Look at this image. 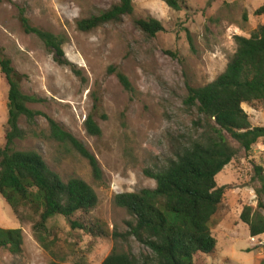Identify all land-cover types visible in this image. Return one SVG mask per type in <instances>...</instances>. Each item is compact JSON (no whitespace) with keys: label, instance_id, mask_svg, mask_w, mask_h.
Instances as JSON below:
<instances>
[{"label":"rangeland","instance_id":"obj_1","mask_svg":"<svg viewBox=\"0 0 264 264\" xmlns=\"http://www.w3.org/2000/svg\"><path fill=\"white\" fill-rule=\"evenodd\" d=\"M117 0H0V59L10 60L22 91L41 100L29 108L40 114L34 129L46 132L48 119L80 140L95 156L102 178H93L89 163L66 153L43 137L15 142L18 150H36L48 167L67 182L80 178L98 197L97 207L75 220L103 236L72 230L63 217L48 224L50 251L33 231V223L19 220L0 196V228L20 229L22 253L0 249V264H50L54 256L67 264H102L116 249L135 257L149 251L135 239H124L130 217L114 203L123 193L154 189L150 173L165 170L184 149L203 140L210 128L186 103L187 87H204L227 68L237 50L235 38L249 37L264 16H256L264 0H179L181 10L165 0H133L136 19L153 18L164 30L153 38L139 32L125 18L91 33L78 30V21L110 8ZM31 27L67 38L64 57L57 58L33 34ZM58 61L62 62L60 64ZM125 75L133 92H126L117 79ZM9 86L0 70V148L5 146ZM252 127H264V109L243 104ZM92 116L101 128L91 136L85 121ZM21 126L27 128L21 120ZM236 157L216 177L218 187H227L222 205L213 218L215 253L195 256L196 264H261L264 236L252 243L241 221L245 206L257 207L259 187L256 167H264V140ZM105 233V234H104Z\"/></svg>","mask_w":264,"mask_h":264},{"label":"trees","instance_id":"obj_2","mask_svg":"<svg viewBox=\"0 0 264 264\" xmlns=\"http://www.w3.org/2000/svg\"><path fill=\"white\" fill-rule=\"evenodd\" d=\"M165 2L175 10H181L183 4L179 0ZM255 15L264 16V5ZM125 18L148 38L164 30L156 19H136L133 0H117L99 14L78 21L77 26L79 31L91 33L107 25H119ZM22 22L26 31L53 50L58 60L64 57L66 37L31 27L25 18ZM235 41V54L214 82L200 88L187 87L186 103L196 110L200 120L214 123L208 125L210 133L184 149L165 170L150 173L156 182L154 189L123 193L114 198L115 205L130 217L124 239H135L149 254L138 258L130 252L115 249L102 264H196V255L215 253L217 240L212 234L213 218L227 189L217 186L216 177L237 155L231 140L245 152H250L254 145L264 140V127H252L242 108L247 104L260 105L264 109V24L249 37L237 36ZM0 70L9 86L6 142L0 148V196L19 220L33 223L34 234L48 251L54 244L48 240V224L56 217L66 219L72 230L103 236L97 226L94 229L74 219L78 214L88 216L97 207L94 189L80 178L65 182L48 167L38 151L18 150L15 142L40 136L57 143L66 153L85 159L93 178L99 181L102 169L97 159L80 140L54 120L48 119L47 131L38 133L34 127L40 114L32 111L29 105L41 100L22 91L10 60L0 59ZM117 79L126 92H133L125 75L117 73ZM21 120L26 122L27 128L21 126ZM84 124L88 134L101 136V128L91 115ZM256 173L258 205L245 206L240 216L252 238L264 235V167H256ZM22 246L20 229L0 228V249L20 255ZM50 264L67 263L54 256Z\"/></svg>","mask_w":264,"mask_h":264},{"label":"built area","instance_id":"obj_3","mask_svg":"<svg viewBox=\"0 0 264 264\" xmlns=\"http://www.w3.org/2000/svg\"><path fill=\"white\" fill-rule=\"evenodd\" d=\"M263 236H264V235H263ZM259 239H260V238H252L251 241L254 242V243L257 242V243L259 244V246H260V245H263L264 242L261 243V242L259 241Z\"/></svg>","mask_w":264,"mask_h":264},{"label":"clouds","instance_id":"obj_4","mask_svg":"<svg viewBox=\"0 0 264 264\" xmlns=\"http://www.w3.org/2000/svg\"><path fill=\"white\" fill-rule=\"evenodd\" d=\"M262 237V236H261ZM261 237H256V238H261ZM251 239H252V237H251ZM252 243H254V242H252ZM258 244V243H257ZM258 246H259V244H258Z\"/></svg>","mask_w":264,"mask_h":264}]
</instances>
